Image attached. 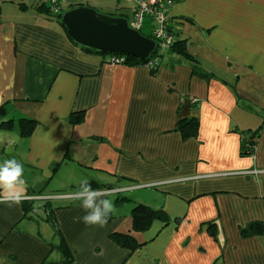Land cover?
<instances>
[{
	"label": "crops",
	"instance_id": "obj_1",
	"mask_svg": "<svg viewBox=\"0 0 264 264\" xmlns=\"http://www.w3.org/2000/svg\"><path fill=\"white\" fill-rule=\"evenodd\" d=\"M171 1L186 53L166 52L154 74L75 45L40 0H0V163L23 165L26 197L0 203V264H264V234L243 233L264 226V0ZM85 178L114 204L102 228L82 221ZM137 204L169 222L134 234L144 246L131 252L111 236L132 232Z\"/></svg>",
	"mask_w": 264,
	"mask_h": 264
},
{
	"label": "trees",
	"instance_id": "obj_2",
	"mask_svg": "<svg viewBox=\"0 0 264 264\" xmlns=\"http://www.w3.org/2000/svg\"><path fill=\"white\" fill-rule=\"evenodd\" d=\"M76 7H79V6L74 5V6L70 7L68 10L76 8ZM38 9L43 10L48 15H50V12L46 6V3L45 4L44 3L38 4ZM120 17H123V15H120ZM58 19H59V21H61L60 16H58ZM171 26L172 25H170V23H169L168 32L170 34H173ZM140 33L142 34V32H140ZM173 35H171V37L173 38V41H172L171 45L169 46V49L166 50L165 52L159 51L160 48H158L156 50V52L151 56V58L146 60V61H141V60H138V59L133 58L131 56H125L126 57V63H124L121 66L147 67V68L151 69V71L154 74H156L159 70L160 61L166 52L170 51L173 54L176 53L179 55H185V53H186V48H185L186 41L177 40L176 36L175 35L173 36ZM149 38H152V37H149ZM82 49L85 51L91 52V53H95L93 51H90V50H87L84 48H82ZM95 54H97V53H95ZM99 55L110 56L111 54H99ZM117 55L120 56L121 54H117ZM150 61H155L156 66L154 68H151L148 66ZM0 111L4 112V109H0ZM84 121H85V114L84 113H74V114H72V116L70 118V122L73 126L81 125L82 123H84ZM2 125H3V127L11 128L12 127V121L4 122ZM36 125H37V123L34 120H29L27 118L20 120L21 136L28 137L29 135H31L32 132L34 131ZM198 127H199V123L196 122V120H191V121L184 120L181 123V130H182L183 135L186 139L195 137L198 133ZM254 137H257V135H254ZM256 144H257L256 138H252L248 141H245L242 144V155L243 156H252L254 151H255ZM253 146L255 148H253ZM90 185H91L92 189H98L99 188V186H97V185H94V184H90ZM121 201H124V200H121ZM28 205L31 207V203L26 204V210H28V207H29ZM131 217H132V232L131 233H128V234L127 233H114L111 236V239L113 240V242H115L120 247L127 249L131 252H135L136 250H138L144 246L143 244L138 242V240L134 234H141V233L148 232L152 228V226L154 225L155 222H158V221H161L163 223L169 222V218L163 209L151 208V207L144 205V204L135 205L133 210H132ZM243 233L246 236L262 235V234H264V226H262V224H260V225L254 224V225H251L247 230H244ZM64 250L66 252L69 251L65 245H64ZM67 253H69V252H67Z\"/></svg>",
	"mask_w": 264,
	"mask_h": 264
},
{
	"label": "water",
	"instance_id": "obj_3",
	"mask_svg": "<svg viewBox=\"0 0 264 264\" xmlns=\"http://www.w3.org/2000/svg\"><path fill=\"white\" fill-rule=\"evenodd\" d=\"M61 25L75 45L97 54H121L146 61L157 50V43L131 28L127 18L101 14L92 7L64 12Z\"/></svg>",
	"mask_w": 264,
	"mask_h": 264
},
{
	"label": "clouds",
	"instance_id": "obj_4",
	"mask_svg": "<svg viewBox=\"0 0 264 264\" xmlns=\"http://www.w3.org/2000/svg\"><path fill=\"white\" fill-rule=\"evenodd\" d=\"M23 176L24 167L16 159H5L0 163V203L11 207L26 198ZM108 194L104 190L92 189L86 178L80 181L74 197L81 202L80 207L85 212L82 221L86 226H106L109 216L115 211L113 202L104 198Z\"/></svg>",
	"mask_w": 264,
	"mask_h": 264
},
{
	"label": "built area",
	"instance_id": "obj_5",
	"mask_svg": "<svg viewBox=\"0 0 264 264\" xmlns=\"http://www.w3.org/2000/svg\"><path fill=\"white\" fill-rule=\"evenodd\" d=\"M91 0H47L46 6L49 9L50 15L57 17L62 16L66 12L65 7L84 6L83 2L89 3ZM123 3H131L133 7V23L131 28L142 32L144 22L150 19L152 22L151 39L157 43V49L165 52L169 49L173 38L168 32L170 23L169 12L172 5L171 0H120ZM108 63L111 65H123L126 63L125 55L118 56L111 54L108 58ZM149 67L156 66L155 61H150ZM192 104H196V100H191ZM255 140V139H254ZM253 148H255L253 146Z\"/></svg>",
	"mask_w": 264,
	"mask_h": 264
},
{
	"label": "rangeland",
	"instance_id": "obj_6",
	"mask_svg": "<svg viewBox=\"0 0 264 264\" xmlns=\"http://www.w3.org/2000/svg\"><path fill=\"white\" fill-rule=\"evenodd\" d=\"M25 2V1H24ZM27 2V1H26ZM40 2H42V3H46L47 2V0H40ZM16 3H18V4H23V2H19V1H17ZM120 3V5H121V7L122 8H126V9H128V10H131L132 9V7H134V5L133 4H131V3H123V2H121L120 0H91L89 3H87V2H83L82 4H84V5H88L89 4V6L90 7H92V8H94L96 11H98L99 13H101V14H107V13H109V12H111V11H108L105 7H109L110 5L111 6H115L116 4L118 5ZM48 8V7H47ZM40 10V9H39ZM41 12H44V13H42V14H46L45 13V11H43V10H40ZM63 14V13H62ZM48 15V14H47ZM128 16H129V18H130V24L131 23H133V16H131V14L130 13H128ZM56 22H58V24H61V21H59L58 19L56 20ZM60 22V23H59ZM62 26V25H61ZM151 32H152V27H151V21L150 20H146L145 22H144V28H143V30H142V34L144 35V36H147V37H150L151 36ZM160 51V50H159ZM59 179V178H58ZM41 189H43V188H41ZM71 191H75V189L74 188H72L71 189Z\"/></svg>",
	"mask_w": 264,
	"mask_h": 264
}]
</instances>
